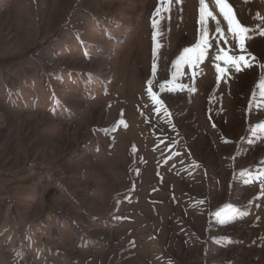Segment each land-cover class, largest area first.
<instances>
[{
  "label": "rangeland",
  "instance_id": "obj_1",
  "mask_svg": "<svg viewBox=\"0 0 264 264\" xmlns=\"http://www.w3.org/2000/svg\"><path fill=\"white\" fill-rule=\"evenodd\" d=\"M227 2L243 45L216 0H0V264H264V0Z\"/></svg>",
  "mask_w": 264,
  "mask_h": 264
},
{
  "label": "snow or ice",
  "instance_id": "obj_2",
  "mask_svg": "<svg viewBox=\"0 0 264 264\" xmlns=\"http://www.w3.org/2000/svg\"><path fill=\"white\" fill-rule=\"evenodd\" d=\"M200 4L201 19L203 20L206 12L208 17H212V12L207 11V5L204 3V0H200ZM216 5L219 7L220 13L223 14V18L227 21V25L229 30L232 32L233 39H238L239 45H243L246 40L251 39V36L248 35V33L254 31V29L241 25L240 21L236 18V13L233 10L232 5L228 3L227 0H216ZM212 18L214 19V17ZM216 29L217 31L220 29L219 22L216 23ZM260 34L264 35V29H261ZM217 59H219V57H217ZM238 61L245 63V66H247L244 56H239L232 61L233 67H235L237 71L240 70V63H238Z\"/></svg>",
  "mask_w": 264,
  "mask_h": 264
}]
</instances>
